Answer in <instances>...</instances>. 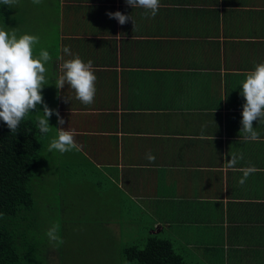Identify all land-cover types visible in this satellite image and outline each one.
<instances>
[{
    "label": "crops",
    "instance_id": "1",
    "mask_svg": "<svg viewBox=\"0 0 264 264\" xmlns=\"http://www.w3.org/2000/svg\"><path fill=\"white\" fill-rule=\"evenodd\" d=\"M53 2L39 25L55 38L39 45L52 56L43 99L64 119L49 118L51 135L78 133L85 186L113 200L112 217H148V234L162 230L197 264H264V122H253L259 141L240 136L242 74L264 61V0H160L155 18L126 0ZM66 46L93 63L91 105L55 85Z\"/></svg>",
    "mask_w": 264,
    "mask_h": 264
},
{
    "label": "clouds",
    "instance_id": "2",
    "mask_svg": "<svg viewBox=\"0 0 264 264\" xmlns=\"http://www.w3.org/2000/svg\"><path fill=\"white\" fill-rule=\"evenodd\" d=\"M18 3L19 0H0V4L8 7H14ZM32 3L39 5L42 0H32ZM126 3L133 8L144 9V15H150L152 18H155L161 7L160 0H126ZM108 15L117 19L121 25L129 20V16L120 11L109 12ZM38 43L39 37L36 35L28 33L17 35L15 31L9 32L0 27V119L7 124L13 134L17 132L21 122L40 104L44 105L43 115L36 117L35 127L41 134L51 131L49 118L54 112L58 123L64 124L59 112L50 109L44 103L42 90L48 84L46 65L52 60V56L46 49H41L36 54L34 49ZM63 53L71 58L65 59L63 55L57 57L60 61L59 76L55 82L57 89H63L67 84L74 90L77 100L84 105H91L96 96L97 80L92 61L85 62L79 55L71 53L67 46L63 48ZM242 75L244 79L240 88L245 103L242 109L241 140L242 142L259 141L260 134L253 126V122L257 120L264 122V61L255 63L253 69ZM77 135L75 129L56 128V135L51 139L48 151H58L61 154L73 150L80 151L81 146L75 139ZM146 159L154 162L155 156L149 152L146 153ZM238 159H243L242 153L239 156L231 155L229 167H234ZM241 171L243 175L239 183L244 185L248 176L256 169L254 166H249ZM46 236L49 244L54 248H58L63 243L57 223H53L48 228Z\"/></svg>",
    "mask_w": 264,
    "mask_h": 264
},
{
    "label": "trees",
    "instance_id": "3",
    "mask_svg": "<svg viewBox=\"0 0 264 264\" xmlns=\"http://www.w3.org/2000/svg\"><path fill=\"white\" fill-rule=\"evenodd\" d=\"M7 11L8 7L0 4L3 25ZM12 21L11 17L10 28ZM43 107V104L37 105L15 134L0 119V264H48L47 252L51 245L42 227L40 209L36 207L41 200L45 204L42 199L45 191L37 177L45 166L50 169L47 159L59 161L60 165L56 171L52 169L54 179L48 176L45 185L52 191L57 190L64 178L82 186L86 185L85 180L91 179L87 176L90 169L78 168L77 151L68 152L65 158H59L58 151H48L50 140L47 139H51L52 129L41 134L35 127ZM145 229L139 237L131 238L130 243L121 244L124 259L134 264H197L195 259L179 254L176 243L168 240L162 230L148 234Z\"/></svg>",
    "mask_w": 264,
    "mask_h": 264
},
{
    "label": "rangeland",
    "instance_id": "4",
    "mask_svg": "<svg viewBox=\"0 0 264 264\" xmlns=\"http://www.w3.org/2000/svg\"><path fill=\"white\" fill-rule=\"evenodd\" d=\"M54 5L53 0H42L35 5L32 0H19L14 7H8L4 17L5 25L0 27L7 31H15L17 35L28 33L39 37V43L35 46V53H39V45H45L48 49L52 45L54 34L46 29L41 32L40 19L44 18L48 5ZM11 28L9 27L10 18ZM22 28L17 29V23ZM41 38L44 39L41 40ZM52 48V46H51ZM47 78V73H46ZM46 84L44 87H47ZM50 138V137H49ZM54 135H51V139ZM51 139H47L50 140ZM48 141V144L50 143ZM66 153H58L59 158H65ZM48 167L52 166L55 171L60 167L58 162L49 160ZM45 166L39 172L37 180L42 184L45 191L42 199L45 204L38 202L36 207L40 209V219L44 230L53 224H59V235L63 243L58 248H48V264H134L133 261L124 259L121 254V244H128L131 238L139 237L143 233V225L148 217L142 218H115L111 216L113 200L110 197L98 194L94 189L64 178L60 181L56 191H52L48 180V170ZM36 209V208H35ZM120 224V233L117 235L114 227V219ZM40 221V222H41ZM124 224V225H123ZM145 227V226H144ZM117 232V230H116Z\"/></svg>",
    "mask_w": 264,
    "mask_h": 264
}]
</instances>
